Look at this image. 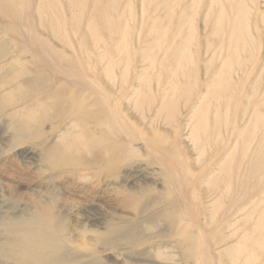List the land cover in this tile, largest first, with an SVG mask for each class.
<instances>
[{
    "label": "rangeland",
    "instance_id": "obj_1",
    "mask_svg": "<svg viewBox=\"0 0 264 264\" xmlns=\"http://www.w3.org/2000/svg\"><path fill=\"white\" fill-rule=\"evenodd\" d=\"M228 2L235 16L244 7L248 41L229 65L230 86L214 87L232 48L210 23ZM200 93L204 130L187 106ZM160 96L166 105L156 111ZM254 100L256 122L245 107ZM104 102L112 142L123 145L108 171L51 173L50 150L91 125L84 111ZM235 111L242 132L235 154H226ZM219 151L225 169L210 179L226 197L237 165L234 226L231 202L219 206L204 182ZM263 208L264 0H0V264L17 262L10 243L37 219L61 223L51 236L71 264H228L233 256L264 264ZM232 230L235 242L247 237L239 252L219 243ZM181 246L192 248L190 259Z\"/></svg>",
    "mask_w": 264,
    "mask_h": 264
},
{
    "label": "bare ground",
    "instance_id": "obj_2",
    "mask_svg": "<svg viewBox=\"0 0 264 264\" xmlns=\"http://www.w3.org/2000/svg\"><path fill=\"white\" fill-rule=\"evenodd\" d=\"M214 2V0H212ZM230 1V0H228ZM238 10L240 11L239 16L234 15V6L231 2L221 4L220 5V13L219 17L215 21H211L210 23V29L212 33L217 34L219 36L226 35L227 36V51L232 48V51L227 53V57L225 58L223 64L224 65L219 68L214 74V77L216 78L213 81L215 82L214 87L217 86L218 83H224L227 87L230 86V78H229V65L232 61V59H235L240 52L244 51V48L246 47L247 41H248V26L246 25L245 21V13H244V7L237 5ZM215 14V13H214ZM244 14V15H243ZM208 19H205V22L207 24ZM191 35L188 38L183 39V50L186 49L187 39H191ZM184 54V52H183ZM184 58V55H183ZM239 62V61H237ZM244 62L242 59L240 61ZM238 63L237 65H241ZM213 79V73L212 77ZM214 84V82L212 83ZM220 85V84H218ZM255 86V85H254ZM230 94V95H229ZM228 100L231 99V97H235V95L232 94V92L228 93ZM161 101L157 102L155 105L156 111L159 110V108L164 107L166 103H164V96L159 97ZM236 98V97H235ZM155 97H150V102L154 104ZM170 99V95L169 98ZM206 95L203 93L196 94V101L195 102L190 101L188 106V111H191V113L196 114L197 116V127L204 130L209 123V119L206 116L205 108H201L199 104L202 107H207V104L205 102ZM171 100V99H170ZM173 100V99H172ZM38 98H35V103L38 102ZM230 101V100H229ZM176 102V101H175ZM226 103V102H225ZM105 104V108L102 109H87L84 111L88 119H90L89 125L93 129V134L90 133L89 126L84 125L82 127V130L79 131L74 136H70L68 139H71L69 143H61V145H58L56 148H52L49 153H53V158H47V167L48 170L56 175L63 176L64 174H69L72 170L74 173L78 172V170H87V169H93L96 167L103 166V170L106 172L110 168L113 159L116 157V154H118L119 148H122V144L112 142L111 139V127H110V121H111V115L108 111L107 105ZM216 113L213 119L214 127L219 128V121H222V118L224 117L219 107H221L222 101L217 100L216 101ZM175 105V104H174ZM178 105V104H177ZM250 106L253 110L252 115V122H256L259 120V111L258 106L259 103L257 101H252L250 104H246L245 107L247 108ZM167 107V106H166ZM173 108V107H172ZM158 109V110H157ZM93 110V111H91ZM165 111V110H162ZM98 114V115H97ZM223 117H222V116ZM206 116V117H205ZM56 118H61V112H57ZM100 118V120H98ZM232 120V119H231ZM192 123V120L188 122ZM219 123V124H218ZM250 123V121H249ZM231 126V136L233 137V144L232 147L226 154L232 153L235 154V151L237 150L236 145L238 143L239 135L241 134V129L237 126V115L236 111L233 115V125ZM187 127V126H186ZM193 127V126H192ZM194 130V129H193ZM67 135V134H66ZM71 135V134H69ZM198 136V135H197ZM201 136V135H200ZM68 135L66 136V138ZM80 137L83 139L81 140ZM202 137V136H201ZM74 140V141H73ZM205 140V139H204ZM203 141V140H202ZM148 144L150 141H147ZM195 142V141H194ZM262 143V142H261ZM261 143L259 146H261ZM74 146L75 148L81 150L82 152L89 154L90 157H87L83 160L78 158H70L69 156V149ZM154 145L152 144V147ZM234 148V149H233ZM260 148V147H259ZM225 152L219 151L217 154L214 155L216 158L214 161L213 167L209 171H207L206 179L204 182L209 185L210 187V196L215 199V203H217L219 206L222 204V202L227 198L229 200V203L233 205L234 209L232 210L231 214V222L230 226H234V223L236 221V216L240 211L239 202L235 197V194H237L238 190V181H237V165L234 162L229 161L228 165L231 166L233 163V171L230 175V185L232 187V191L229 195V197H226V195L223 192H220L217 188V184L215 185V179H210L211 174L215 172V169L217 170H223L225 169L224 164L222 163V154ZM256 173V172H255ZM79 174V173H77ZM221 181V178H220ZM71 183L68 182V185ZM250 193V192H249ZM216 210L214 209L212 213H216ZM252 212V211H251ZM212 216V215H211ZM214 216V215H213ZM212 216V217H213ZM211 217V218H212ZM264 219V208L259 213V220ZM47 220L37 219L36 224H25L21 228L18 229V236H16V239H14L9 246V248L13 249V254L18 256L17 262L15 264H71L74 263L75 260L72 261V258H70L66 253H64L61 250V247L58 242L52 239L51 233L59 232L61 229V223L58 222L54 223L52 227H49ZM256 228V226H255ZM254 229V228H253ZM252 230V229H251ZM236 230H232L230 234L224 235L220 237L219 243L223 245V251L225 252H232V251H241L242 248L245 245V242L247 241V237L245 236L243 238L244 243L242 240L239 239V241H233V239L236 237ZM235 236V237H234ZM249 239V238H248ZM250 240V239H249ZM229 242H232L231 244H228ZM183 251V257L186 259H190L191 255L194 254L190 252L192 248H188L187 246L182 247ZM250 253V252H249ZM251 254V253H250ZM256 254V253H255ZM258 255V254H257ZM263 255V254H262ZM260 257V255H258ZM219 257V256H218ZM256 259L258 258L255 256ZM195 261L194 259H192ZM260 260V259H259ZM186 261V260H185ZM209 262V261H208ZM237 260L236 257L233 256L229 259L228 264H236ZM187 263V262H186ZM84 264H101L96 262H86ZM245 264V263H241Z\"/></svg>",
    "mask_w": 264,
    "mask_h": 264
}]
</instances>
